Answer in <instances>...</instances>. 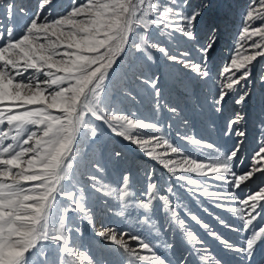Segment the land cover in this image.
I'll list each match as a JSON object with an SVG mask.
<instances>
[{
  "label": "snow or ice",
  "instance_id": "1",
  "mask_svg": "<svg viewBox=\"0 0 264 264\" xmlns=\"http://www.w3.org/2000/svg\"><path fill=\"white\" fill-rule=\"evenodd\" d=\"M55 2L37 0L30 8L0 0V264H192L165 254L174 249L168 230H179L195 264H225L181 218L173 184L164 187L155 170L145 168L146 184L137 187L141 165L109 149L105 128L180 181L198 203L207 197L232 213L238 226L216 219L247 234L240 242L186 210L223 250L236 254L237 264H264V255L257 259L264 250V226L257 227L258 218L264 220V186L240 195L256 174L264 177V140L251 166L238 173L245 163L239 155L245 115L228 119L225 135L237 141L226 152L187 132L173 137L172 124L158 118L162 110L181 115L165 99V70L177 91L187 88L185 79L212 80L236 0H71L62 13ZM242 23L235 51L218 72L222 79L210 104L216 112L233 94L236 105H246L255 79L264 91V65L257 67L264 60V0H249ZM117 68L122 74L114 80ZM145 100L151 118L136 107ZM258 104L264 135V96ZM181 123L187 128L189 122ZM200 150L209 151L194 155ZM210 181L229 187L210 191ZM98 214L133 221L128 231L95 233L115 251L82 241L81 225L95 228Z\"/></svg>",
  "mask_w": 264,
  "mask_h": 264
},
{
  "label": "rangeland",
  "instance_id": "2",
  "mask_svg": "<svg viewBox=\"0 0 264 264\" xmlns=\"http://www.w3.org/2000/svg\"><path fill=\"white\" fill-rule=\"evenodd\" d=\"M37 0H16V3L26 7H35ZM82 2V0H78ZM249 3V0H236L237 10L233 16L230 17L229 30L222 36L217 45V51L215 54L214 65L212 66V80L207 83H201L195 79L190 82L185 79V84L187 88H181L177 91L173 85L175 80L172 79L167 70H165V79L167 80L168 87L165 89V99L170 101L173 105H178L181 109L180 117H173L166 110H162L159 115L160 121L167 125L168 123L172 124V128L168 131L175 137V133L180 131L181 133L187 132L189 135H195L198 138H203L210 143H214L221 152H226L228 149H231L233 144L236 143L237 138L235 136H226V124L229 118L234 116L236 113L246 116V120L242 128L247 132V136L243 138V144L239 155L244 159L245 163L236 168V171L239 173L240 168H248L251 166V157L254 155L255 151H258L260 142L264 140V135H261L260 125L256 119L257 113L259 111V99L264 96V91H262L260 81L255 79L249 85V91L252 93L246 105H236L234 100L235 96L230 95L226 98V101L222 107V110L219 112L214 111L211 107V101L213 100L214 94L218 91L216 85L222 77H219L218 72L223 67V64L231 57L235 51V47L238 40L239 30L243 27L242 23V11L244 7ZM71 0H56L53 8L56 13H62L65 9L70 7ZM250 43V42H249ZM247 44H245V48ZM248 54L247 52H242V55ZM127 58L122 61V64H126ZM264 65V60L260 61V66ZM172 72L175 76L179 77L182 75V72L179 68H173ZM122 74V68H117L116 72L113 73V79L116 80ZM186 93V94H185ZM209 93H212L210 95ZM138 101L140 97L137 98ZM128 106L133 107L130 102ZM148 101L145 100L143 104H137L136 107H139L141 113L148 115L151 118V113L147 109ZM182 119L188 120L187 128L181 123ZM103 140L107 141L109 149L115 147L118 150H123V152L128 157L129 163L136 161L141 165V169L138 171L137 176L140 183L137 185L138 188H142L146 184L144 178L143 169H154L156 172L157 178H159L160 183L166 187L168 183H171L175 186V195L172 197L173 204L177 206V211L180 213L182 219L187 221L188 226L195 231L204 241L205 245L210 249L212 254L217 257L223 258L225 264H237V256L235 253L226 252L222 249L219 243L214 240L212 237L206 234V232L197 225L194 221H191L190 217L186 215V210L197 214L203 222L208 223L213 230L218 231L223 234L226 238H230L237 242H240L242 235L247 234H238L232 232L229 228L222 226L217 221L216 217L219 216L225 221L229 222L234 226L239 225V221L233 216L232 213L226 212L225 210L216 207V201L210 200L207 197L200 196L199 203L197 198L189 195L185 188L186 186H181V182L176 180L175 177H171L166 170L162 169L154 161H148L147 158H141L139 152L131 145H127L126 142L122 141L120 138L112 135L106 128L103 132ZM209 150H200L194 153V155L199 156L201 152H207ZM128 166L127 164L125 165ZM115 175V173H114ZM196 178V177H193ZM213 185L209 190L210 191H222L227 189L229 186L227 184H221L216 181H210ZM264 186V177H261L259 174L252 179L249 184V188L244 189V192L240 193L243 197L249 189L258 190V187ZM238 206V205H233ZM207 208L208 211L205 212L204 209ZM161 222L165 224L167 228V219L165 218L163 212L158 214ZM133 221L130 219L117 218L112 215H101L98 214V219L95 225V228L89 226L84 222L81 226L83 228L82 241L85 246L91 244L95 248H104L105 250L115 251L116 246L112 245L106 241H103L95 233L99 230H102L103 227H115L122 231H128V224H132ZM264 226V220L258 218L257 227ZM135 234V231H133ZM167 238L170 241H174V249L166 250L165 254L172 258L173 261H178L182 256L188 257L192 264H195V257L189 256V246L182 242L181 235L179 230L173 232L168 230ZM165 239L161 235V240ZM132 243L135 246L134 242ZM161 251H165L161 249ZM261 255H264V250H258L257 259L259 260Z\"/></svg>",
  "mask_w": 264,
  "mask_h": 264
}]
</instances>
